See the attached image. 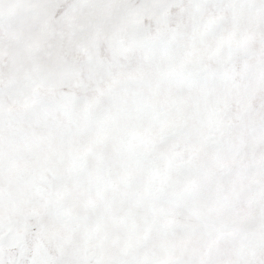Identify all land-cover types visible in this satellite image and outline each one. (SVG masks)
<instances>
[{
    "label": "snow or ice",
    "instance_id": "obj_1",
    "mask_svg": "<svg viewBox=\"0 0 264 264\" xmlns=\"http://www.w3.org/2000/svg\"><path fill=\"white\" fill-rule=\"evenodd\" d=\"M0 264H264V0H0Z\"/></svg>",
    "mask_w": 264,
    "mask_h": 264
}]
</instances>
